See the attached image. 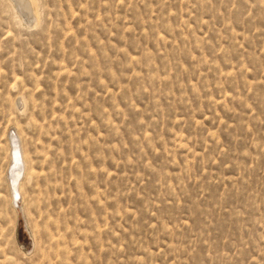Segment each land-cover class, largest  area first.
<instances>
[{
  "label": "rangeland",
  "instance_id": "obj_1",
  "mask_svg": "<svg viewBox=\"0 0 264 264\" xmlns=\"http://www.w3.org/2000/svg\"><path fill=\"white\" fill-rule=\"evenodd\" d=\"M15 1L0 264H264V0Z\"/></svg>",
  "mask_w": 264,
  "mask_h": 264
},
{
  "label": "bare ground",
  "instance_id": "obj_2",
  "mask_svg": "<svg viewBox=\"0 0 264 264\" xmlns=\"http://www.w3.org/2000/svg\"><path fill=\"white\" fill-rule=\"evenodd\" d=\"M15 3H17L20 10H23L29 18L33 17V18H35V21L38 22L37 17L35 15H33L34 13L32 14V11H35L34 6H33L34 5L33 1H31V0H16ZM20 100H21L23 107L24 106L26 107L25 99L23 97H21ZM16 137L19 139L18 135ZM11 144H12V147H10L11 148V150H10V158H11L10 166H11L12 171H11V175H10L11 176L10 187H11L12 195H13L12 201L14 199V202H15L17 196H20L19 190H20V183L22 180L20 182H19V180L23 174L25 162H23V160L21 161V158L18 157V154L20 153L19 144L17 141H15L14 136L11 138Z\"/></svg>",
  "mask_w": 264,
  "mask_h": 264
}]
</instances>
